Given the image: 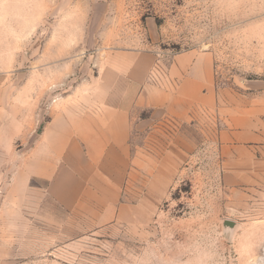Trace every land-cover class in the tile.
Segmentation results:
<instances>
[{
	"label": "rangeland",
	"instance_id": "obj_1",
	"mask_svg": "<svg viewBox=\"0 0 264 264\" xmlns=\"http://www.w3.org/2000/svg\"><path fill=\"white\" fill-rule=\"evenodd\" d=\"M192 53L198 103H130L176 94ZM87 100L129 109L125 143L74 156L76 208L43 190L44 161L27 194L2 169L0 264H264V0H0V156Z\"/></svg>",
	"mask_w": 264,
	"mask_h": 264
},
{
	"label": "crops",
	"instance_id": "obj_2",
	"mask_svg": "<svg viewBox=\"0 0 264 264\" xmlns=\"http://www.w3.org/2000/svg\"><path fill=\"white\" fill-rule=\"evenodd\" d=\"M187 57L192 60L191 67L187 68L186 64L181 67L179 63L174 70V73H181V70L185 69L176 94H167L153 88L148 95H145V92L136 96L129 95L130 103L165 107L168 113L170 109V113L178 115L185 111H172L174 103L182 105L198 103L204 98L203 87L211 82L210 72L203 69L200 56L192 53L184 56ZM119 93L120 91L113 92L124 101L126 96ZM93 101L87 100L84 109L81 108L78 115L73 112L67 115L68 110L58 111L45 126L43 136L38 140L30 156L22 154L19 159L0 156V172L2 169L5 171L13 169L11 163L14 160L18 163L6 177L11 184L20 186V193L30 192L32 174L29 172L28 163L31 159L38 158L48 164L45 165L49 170L47 173L49 180L43 190L52 199L68 209L76 208L84 201L82 195L86 183L81 169L85 166L76 161L74 156L79 154L77 156L82 158L89 155L93 162L100 160L110 150L109 147L115 151V144L125 143L130 133L127 107L119 104L117 100L116 105L105 106L100 103L94 108ZM72 108L75 109L76 106ZM88 162L91 165L92 161Z\"/></svg>",
	"mask_w": 264,
	"mask_h": 264
},
{
	"label": "water",
	"instance_id": "obj_3",
	"mask_svg": "<svg viewBox=\"0 0 264 264\" xmlns=\"http://www.w3.org/2000/svg\"><path fill=\"white\" fill-rule=\"evenodd\" d=\"M226 225H228V226H233L234 224L231 223V222H230V223L227 222Z\"/></svg>",
	"mask_w": 264,
	"mask_h": 264
}]
</instances>
